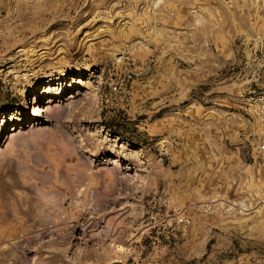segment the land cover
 <instances>
[{
    "label": "rangeland",
    "instance_id": "1",
    "mask_svg": "<svg viewBox=\"0 0 264 264\" xmlns=\"http://www.w3.org/2000/svg\"><path fill=\"white\" fill-rule=\"evenodd\" d=\"M263 101L264 0H0V264H264Z\"/></svg>",
    "mask_w": 264,
    "mask_h": 264
},
{
    "label": "bare ground",
    "instance_id": "2",
    "mask_svg": "<svg viewBox=\"0 0 264 264\" xmlns=\"http://www.w3.org/2000/svg\"><path fill=\"white\" fill-rule=\"evenodd\" d=\"M120 60H122V57L120 58ZM35 88L32 86V90H34ZM24 102V99H23V101H21V103H23ZM48 109H50V112H51V114L55 111V107H50V108H48ZM38 111H39V107H38V105H37V102L36 103H33L32 105H31V108H30V112H29V116L31 117V116H37L38 115ZM58 112V111H57ZM53 115V114H52ZM113 161H118V160H110V162H113ZM111 170V171H113L114 170V168H108V167H105L104 168V170L105 171H107V170ZM114 173H115V171H113ZM70 187V186H69ZM69 192L73 195L74 193H75V191L74 190H72V189H70L69 190ZM100 196V195H99ZM36 197H38V200H39V202H40V204H39V206L41 205V206H43V207H46L48 210H53L54 209V207H58V209H61V205L57 202V200L54 198V195H52V194H47V193H40V192H38L37 193V196ZM71 199V198H70ZM100 199V198H99ZM73 202V201H72ZM15 203V202H14ZM14 209H16L17 211H20L21 212V210H20V208H19V206L17 205V204H15V208ZM23 221V220H22ZM31 222V221H30ZM22 225H25V222L24 223H22ZM35 225V224H34ZM29 226V225H28ZM18 227V226H17ZM20 227V226H19ZM31 227V226H30ZM29 228V227H28ZM21 229V228H20ZM27 229V228H26ZM22 230H24V229H22ZM26 231V230H25ZM20 258L22 259V258H24V255H21L20 254ZM2 264H8V263H6V261L5 262H3Z\"/></svg>",
    "mask_w": 264,
    "mask_h": 264
},
{
    "label": "built area",
    "instance_id": "3",
    "mask_svg": "<svg viewBox=\"0 0 264 264\" xmlns=\"http://www.w3.org/2000/svg\"><path fill=\"white\" fill-rule=\"evenodd\" d=\"M258 121L261 128L259 133L254 136L253 140L257 151L264 155V101L258 108Z\"/></svg>",
    "mask_w": 264,
    "mask_h": 264
}]
</instances>
